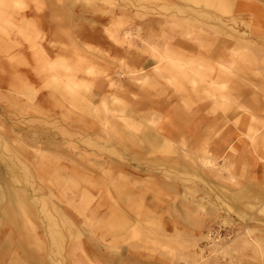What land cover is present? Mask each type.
<instances>
[{"label":"rangeland","instance_id":"374dc122","mask_svg":"<svg viewBox=\"0 0 264 264\" xmlns=\"http://www.w3.org/2000/svg\"><path fill=\"white\" fill-rule=\"evenodd\" d=\"M0 1V152L9 156L4 143L16 146L19 136L28 145L25 159L41 158L47 170L35 178L47 188L37 196L51 201L46 192L54 191L50 213L57 226L50 227L43 210L33 219L35 234L14 224L25 231L28 257L86 264L85 247L99 244L182 264H225L227 252L210 234H221L218 241L228 245L236 237L232 227L218 225L198 236L171 232L146 214L154 204L146 199L163 188L173 199L200 196L201 189L215 206L250 216L249 205L235 204L226 185H242L231 160L236 149L264 157V0H233L231 14L183 0ZM198 21L213 25L214 51L191 40ZM131 69L147 73L148 81ZM195 76L203 87L188 94ZM208 85L217 87L214 102L205 96ZM189 95L188 109L182 101L191 102ZM121 113L141 129L155 128L151 134H161L168 150L141 136L120 144L112 128L126 126ZM114 164L126 171L124 191L113 188L116 177L108 168ZM2 174L4 181L11 176ZM54 227L62 233V250L50 234Z\"/></svg>","mask_w":264,"mask_h":264},{"label":"crops","instance_id":"0c3cea01","mask_svg":"<svg viewBox=\"0 0 264 264\" xmlns=\"http://www.w3.org/2000/svg\"><path fill=\"white\" fill-rule=\"evenodd\" d=\"M235 144L236 142L232 143L233 146ZM235 152L231 158L235 166L233 171L242 185L228 183L226 187L235 204L249 205L250 216L245 211L240 212L238 208L233 213L215 206L212 201L202 196L203 192L201 193L198 185L201 195L193 198L181 195L180 199H173L168 196L170 188H163L162 195L158 192L148 193L146 200L154 204L146 206V214L164 224L165 228H169L167 230H179L190 236L202 235L218 225H228L233 228L236 237L234 247L225 248L227 254L221 257L222 261L225 264H264V214H261L264 210V157L262 154L247 155L242 147ZM0 178L3 180L2 172ZM195 190L198 191L196 188ZM4 205L5 202L0 204V264H49L42 254L34 255L39 257V261L28 257L25 231L8 221L3 211ZM83 246L85 247L84 241ZM231 249L236 252L233 253ZM83 259L86 264H182L159 253L149 254L133 249L112 251L99 244L94 247L89 245V248L87 245ZM68 262L70 264V259Z\"/></svg>","mask_w":264,"mask_h":264},{"label":"bare ground","instance_id":"6f19581e","mask_svg":"<svg viewBox=\"0 0 264 264\" xmlns=\"http://www.w3.org/2000/svg\"><path fill=\"white\" fill-rule=\"evenodd\" d=\"M183 1L184 2L191 1V3H193L194 5H198V6L200 5L201 6L200 8H203V10H205V11H215V12L219 11V13H222V14H224V13L231 14L232 13L233 0H183ZM1 5H2V2L0 1V7H1ZM182 5H184V3ZM174 9H175V7H174ZM186 9L188 10L189 8H186ZM186 9H184V10H186ZM179 10L182 11V9H179ZM177 12H178V10H177ZM190 14H191V12H190ZM191 16H192V14H191ZM207 19H206V21H207ZM211 19L212 18H210L208 20H210L209 21L210 23H213ZM205 23H206V26H209L210 29H212V30L205 28L204 27ZM210 23L202 22V21L196 22L197 25L195 28H196V32L198 33V35L195 37V39L191 37V40H195V41L198 40V43L196 46L198 47L200 45L201 50L204 52L210 51V47H211V50L214 51V44L215 43H214L212 38L215 37L216 35H215L212 27H213V25L215 26V24L213 23V25H211ZM223 24H225V22L221 23V25H223ZM205 32H206V34L202 38L199 37L200 35L204 34ZM114 35L115 34H113V37H114ZM129 35H130V32L127 31V35H125V37L129 38L128 37ZM114 39H115V41H118L116 36L114 37ZM224 53H225V51H224ZM243 55H244V53H243ZM162 58H164V57H162ZM166 60H168V59H166ZM62 61L63 60H61L60 63H62ZM157 62H159V60ZM183 68L185 69V67H183ZM156 69H158L159 72H162V74H163V76H165V78H167V79L171 78V75L169 73H167V71L164 72L165 69H162V67L159 64H158V66H156ZM130 72L133 73L132 76H138V78H143L144 82H147L149 79V75L147 73L144 75H142V73L140 74L139 73L140 70L131 69ZM191 76H193V74ZM212 76L215 77L214 74H212ZM222 76H223L222 78H227L228 75L224 73ZM170 80H172V82H173L174 78L173 79L171 78ZM176 82H177V79H176ZM173 83H175V82H173ZM201 83H202L201 79L195 76L192 78L190 84H188L189 89H185V90L188 92V94H190V92L192 90H193V93H196V90L198 88L203 87V83L202 84ZM205 91H204V93L206 94L205 96L209 97L212 102H214L215 100L218 99V96L216 94L217 87H214V85H208ZM188 98L191 100V102H189L187 99H184L182 101V103H183V106L185 108L189 109V106L192 105V102H193L192 98L193 97L189 95ZM229 105L231 106V104H229ZM129 114H130V109H129L128 115ZM106 115H108V114H106ZM118 115L121 119H123L127 122L126 126H123L122 124L121 125L115 124V125H113V128H112L114 130L113 134H114L115 138L119 141L120 144H123L124 146H126L127 143H132V142L134 143L138 139V137L141 136L142 138H145L146 141H149L152 144L154 143V144L158 145V147L160 149H163V151L168 150V146H167L168 142H166V140L162 139L163 136L161 134H159V133L151 134L153 132L152 129H155V128L147 127V128L141 129L140 127H138L137 124L133 123V119H134L133 117L129 116L127 118L124 113H121ZM110 118H111V116H107L108 121ZM150 122H151V124H154L152 120H150ZM132 129H138L140 133L137 134V133L131 131ZM17 138L18 139H16V146L10 147V146H8L7 143H4L6 149L11 152V154H9V156L3 152H0V162H1L0 173L5 172V173L11 175L10 178L8 177L9 180L5 179V181L4 180H3V182L1 181L3 184H0V204L5 202V205L3 206L4 207L3 211H4V214H5L6 218L8 219V221H10L12 224H15L16 226H19L18 223L22 224L23 229H27L28 234L29 233L35 234V232H32V231L36 230V227H35L36 225L33 222V219L35 216L37 217V214H39L38 212H42V210L44 212V216L46 218L49 217L48 220H49L50 227L53 226V224L55 226H57L56 220H54L51 217V213H50L51 207L55 206V202L53 201L54 200V198H53V194H54L53 192L54 191H52L51 189H48L46 192V195L50 196V197H48V199H50L51 201H48L47 198H45V197L40 198L39 194L37 196V194H36L37 192L41 193V191H45V189H47V188H45L44 184L35 183L36 182L35 178L39 177V179H40V173L45 174V172L47 173V170H45V167L40 165V162L42 161L41 158H37V157L33 156V158H30V159L28 158L29 159L28 161H27V159H25L26 157H24L23 154H25L27 152L28 145L19 136ZM37 156L40 157L41 155H39V153H38ZM15 159H17L19 161L18 164H20L21 168L23 169L22 174H20L18 171V168L16 166L17 162H15ZM210 162H212V161H210ZM210 162L207 161V163H210ZM33 164H35L36 167H40V169L38 168L37 172L35 170L33 171V169L30 167ZM103 164H104V162H103ZM115 165L116 164H114L112 166L113 169L120 171V172H118L117 176L114 174V170L112 168H108L110 175L113 177H116L114 182H112L113 183L112 185L114 186L113 188H116L117 190H123V189L125 190L126 187H124V186L126 185V183L122 180V176H123V174L126 173V171L123 168L119 167L118 165L117 166H115ZM106 170H105V172H106ZM28 173H29V175H28ZM11 178H12V181L14 182V184L16 183L15 185H12L13 183L11 184V181H10ZM41 178H45V176L41 177ZM111 179H114V178H111ZM50 188H52V187H50ZM122 193H124V192H122ZM91 195H93V194H91ZM58 210H59V208H58ZM79 210H80V208H79ZM60 213H61V218H62V221L64 222V224L69 225L70 221L68 220V216L66 214H64V212L62 210L60 211ZM50 230H52V231H50L52 238L58 239L60 242H62L61 246L60 245H59L60 247L58 246L59 247L58 249L62 250L64 247H63V239H62L61 231H59V230L56 231L55 227L50 228ZM232 241L234 242V240H232ZM55 243H57V242H55ZM214 243L216 244V248H218V249L219 248H223V249L227 248L228 249L230 246H233V243H230L228 245H224L218 240Z\"/></svg>","mask_w":264,"mask_h":264},{"label":"built area","instance_id":"2783aa9c","mask_svg":"<svg viewBox=\"0 0 264 264\" xmlns=\"http://www.w3.org/2000/svg\"><path fill=\"white\" fill-rule=\"evenodd\" d=\"M212 236H213V239L218 240L222 235L215 233V232H211L210 237H212Z\"/></svg>","mask_w":264,"mask_h":264}]
</instances>
